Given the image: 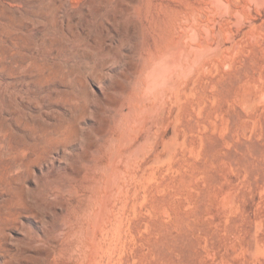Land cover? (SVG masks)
I'll return each instance as SVG.
<instances>
[{"label": "rangeland", "instance_id": "obj_1", "mask_svg": "<svg viewBox=\"0 0 264 264\" xmlns=\"http://www.w3.org/2000/svg\"><path fill=\"white\" fill-rule=\"evenodd\" d=\"M0 264H264V0H0Z\"/></svg>", "mask_w": 264, "mask_h": 264}, {"label": "bare ground", "instance_id": "obj_2", "mask_svg": "<svg viewBox=\"0 0 264 264\" xmlns=\"http://www.w3.org/2000/svg\"><path fill=\"white\" fill-rule=\"evenodd\" d=\"M221 43V42H220ZM228 49V48H227ZM177 51V50H176ZM174 51V53L176 52ZM181 52H177V54H175L176 58H178L180 56ZM173 56V53H172V57H175ZM169 57H161L159 58L156 63V66H155V69L152 70L150 73H149V81L150 83L152 84V86H156L158 85L159 83H161L163 81V77L165 75L166 72H169L171 71V63L168 61ZM176 61L178 62L179 59H176ZM168 82V81H167ZM171 82V81H170ZM169 84V83H168ZM168 87V86H167ZM169 89V88H168ZM157 91V90H155ZM165 103V102H164ZM162 107V106H161ZM162 111V110H161ZM162 113V112H161Z\"/></svg>", "mask_w": 264, "mask_h": 264}]
</instances>
